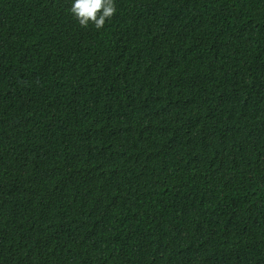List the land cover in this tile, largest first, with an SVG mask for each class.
Listing matches in <instances>:
<instances>
[{
	"label": "trees",
	"instance_id": "obj_1",
	"mask_svg": "<svg viewBox=\"0 0 264 264\" xmlns=\"http://www.w3.org/2000/svg\"><path fill=\"white\" fill-rule=\"evenodd\" d=\"M0 0V264H264V0Z\"/></svg>",
	"mask_w": 264,
	"mask_h": 264
},
{
	"label": "clouds",
	"instance_id": "obj_2",
	"mask_svg": "<svg viewBox=\"0 0 264 264\" xmlns=\"http://www.w3.org/2000/svg\"><path fill=\"white\" fill-rule=\"evenodd\" d=\"M69 11L80 26L92 25L99 30L111 19L116 8L113 0H71Z\"/></svg>",
	"mask_w": 264,
	"mask_h": 264
}]
</instances>
